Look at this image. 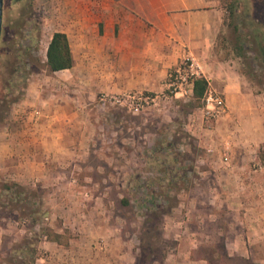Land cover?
<instances>
[{"label":"rangeland","instance_id":"374dc122","mask_svg":"<svg viewBox=\"0 0 264 264\" xmlns=\"http://www.w3.org/2000/svg\"><path fill=\"white\" fill-rule=\"evenodd\" d=\"M63 1L3 0L0 264H260L241 252L245 244L213 235L212 224L243 214L210 186L219 182L210 174L216 162L230 156L225 125L206 130L226 113L205 115L208 86L201 98L144 92L154 101L137 112L100 100L124 92L68 98L57 124L49 121L61 100L50 77L65 69L50 71L46 52ZM218 1L215 57L231 61L251 103L264 107V0ZM256 155L238 170L264 173V143ZM199 220L207 227L196 233Z\"/></svg>","mask_w":264,"mask_h":264},{"label":"crops","instance_id":"0c3cea01","mask_svg":"<svg viewBox=\"0 0 264 264\" xmlns=\"http://www.w3.org/2000/svg\"><path fill=\"white\" fill-rule=\"evenodd\" d=\"M57 16L61 19L58 31L67 36L73 65L63 76L50 77L61 96L50 107L53 124L60 117L58 110L67 109L68 98L94 99L102 91L162 92L168 72L186 55L194 56L208 88L223 95L226 105V113L206 129L214 133L225 125L230 156L227 163L216 162L220 167L214 166L210 174L219 182L210 186L230 212L243 214L236 221L212 224L213 235L226 243L245 244L241 252L247 255L250 250L251 257L264 264V173L251 175L237 167L257 159V150L264 143V107L251 103L252 96L242 88L231 61L215 57L224 20L219 1L64 0ZM56 144L62 147L60 142ZM250 212L256 215L250 216ZM199 221L196 233L207 227ZM250 244H256L260 254L253 255Z\"/></svg>","mask_w":264,"mask_h":264},{"label":"built area","instance_id":"2783aa9c","mask_svg":"<svg viewBox=\"0 0 264 264\" xmlns=\"http://www.w3.org/2000/svg\"><path fill=\"white\" fill-rule=\"evenodd\" d=\"M201 73V67L194 56L186 55L178 65L168 72L165 89L174 95H192L194 79L201 76ZM100 100L103 103L109 100L115 104L128 105L134 112H137L148 101H154V98L144 92L129 91L119 95L102 94ZM203 101L206 116L216 117L225 112L224 99L217 92L206 91Z\"/></svg>","mask_w":264,"mask_h":264},{"label":"trees","instance_id":"16d2710c","mask_svg":"<svg viewBox=\"0 0 264 264\" xmlns=\"http://www.w3.org/2000/svg\"><path fill=\"white\" fill-rule=\"evenodd\" d=\"M258 39L259 38L255 36V40L258 41ZM260 52L264 54V47L261 48ZM46 56V65L50 71L72 67L73 58L65 33L59 31L53 33L48 44ZM207 86L208 81L204 76L196 77L193 82V96L195 98H201L206 91Z\"/></svg>","mask_w":264,"mask_h":264},{"label":"water","instance_id":"95a60500","mask_svg":"<svg viewBox=\"0 0 264 264\" xmlns=\"http://www.w3.org/2000/svg\"><path fill=\"white\" fill-rule=\"evenodd\" d=\"M2 14H3V0H0V32H1V25H2Z\"/></svg>","mask_w":264,"mask_h":264}]
</instances>
